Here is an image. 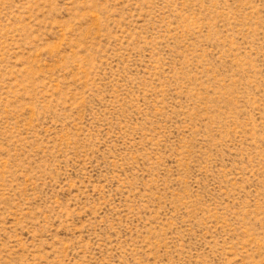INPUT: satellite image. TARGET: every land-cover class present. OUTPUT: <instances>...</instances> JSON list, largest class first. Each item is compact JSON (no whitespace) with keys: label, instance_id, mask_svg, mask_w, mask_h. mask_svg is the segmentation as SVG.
<instances>
[{"label":"rangeland","instance_id":"obj_1","mask_svg":"<svg viewBox=\"0 0 264 264\" xmlns=\"http://www.w3.org/2000/svg\"><path fill=\"white\" fill-rule=\"evenodd\" d=\"M0 264H264V0H0Z\"/></svg>","mask_w":264,"mask_h":264}]
</instances>
